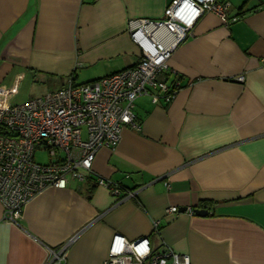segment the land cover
<instances>
[{
  "label": "crops",
  "instance_id": "crops-1",
  "mask_svg": "<svg viewBox=\"0 0 264 264\" xmlns=\"http://www.w3.org/2000/svg\"><path fill=\"white\" fill-rule=\"evenodd\" d=\"M171 1L0 0V107L133 66L127 21L160 19ZM218 2L237 19L194 23L162 74L178 83L170 102L137 98L138 128L123 126L83 182L34 196L16 223L0 204V264H58L49 250L70 239L61 264H101L115 234L189 264H264V0ZM99 177L133 196L117 202Z\"/></svg>",
  "mask_w": 264,
  "mask_h": 264
},
{
  "label": "built area",
  "instance_id": "built-area-1",
  "mask_svg": "<svg viewBox=\"0 0 264 264\" xmlns=\"http://www.w3.org/2000/svg\"><path fill=\"white\" fill-rule=\"evenodd\" d=\"M227 4L218 0H172L157 20L127 21L129 40L139 50L136 64L121 71L82 84L69 82L64 88L42 97L0 107V204L3 219L16 223L22 207L49 188L64 189L69 181L83 182L92 173L95 154L118 145L123 126L137 129L134 101L148 96L170 102L178 83L167 84L162 74L174 49L190 34L194 23L204 14H215L223 24L228 18ZM242 80L241 77L238 78ZM84 133V135H83ZM35 152L48 156L46 163L34 161ZM117 202L133 196L131 191L105 178L95 179ZM169 207L167 213H176ZM187 214L192 215L188 209ZM158 225L153 223V232ZM49 250L50 262L61 264L66 246ZM101 264H189L161 244L150 248L147 238L128 241L121 235L111 237L107 257Z\"/></svg>",
  "mask_w": 264,
  "mask_h": 264
},
{
  "label": "rangeland",
  "instance_id": "rangeland-1",
  "mask_svg": "<svg viewBox=\"0 0 264 264\" xmlns=\"http://www.w3.org/2000/svg\"><path fill=\"white\" fill-rule=\"evenodd\" d=\"M34 161L37 163H46L48 161V156L44 152H35Z\"/></svg>",
  "mask_w": 264,
  "mask_h": 264
},
{
  "label": "water",
  "instance_id": "water-1",
  "mask_svg": "<svg viewBox=\"0 0 264 264\" xmlns=\"http://www.w3.org/2000/svg\"><path fill=\"white\" fill-rule=\"evenodd\" d=\"M194 213L198 216H202V215H206L207 212L206 211H199V210H194Z\"/></svg>",
  "mask_w": 264,
  "mask_h": 264
},
{
  "label": "trees",
  "instance_id": "trees-1",
  "mask_svg": "<svg viewBox=\"0 0 264 264\" xmlns=\"http://www.w3.org/2000/svg\"><path fill=\"white\" fill-rule=\"evenodd\" d=\"M0 134H4L6 135L7 132L5 131V129L3 127L0 126Z\"/></svg>",
  "mask_w": 264,
  "mask_h": 264
}]
</instances>
